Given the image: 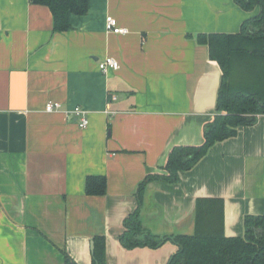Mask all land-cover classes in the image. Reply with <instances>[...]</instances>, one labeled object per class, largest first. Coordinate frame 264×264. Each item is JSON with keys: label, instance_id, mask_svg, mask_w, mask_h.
I'll return each instance as SVG.
<instances>
[{"label": "crops", "instance_id": "1", "mask_svg": "<svg viewBox=\"0 0 264 264\" xmlns=\"http://www.w3.org/2000/svg\"><path fill=\"white\" fill-rule=\"evenodd\" d=\"M112 16L127 34L107 31ZM251 15L234 0H89L55 33L49 8L0 0V264H167L176 247L126 249L124 222L139 211L158 237L220 228L244 235L264 214V115L214 145L176 184L152 181L176 146L200 145L222 79L199 34H235ZM120 68L103 73L99 62ZM49 102L81 106L89 126ZM104 176L107 193L86 180Z\"/></svg>", "mask_w": 264, "mask_h": 264}, {"label": "trees", "instance_id": "2", "mask_svg": "<svg viewBox=\"0 0 264 264\" xmlns=\"http://www.w3.org/2000/svg\"><path fill=\"white\" fill-rule=\"evenodd\" d=\"M33 5L49 8L53 15L54 32L71 29L70 16L89 12V0H29ZM251 16L235 34H199V44L208 46L210 58L222 70L216 115L204 126V141L200 145L176 146L161 172L149 174L140 190L152 181L176 184L180 174L192 170L217 143L237 136L239 129L256 123L264 115V0H234ZM89 196H104L107 179L89 176L86 180ZM121 244L129 250L159 249L166 243L176 247L167 264H264V214L246 215L244 235L226 237L218 227L193 235L158 237L145 231L137 210L124 222ZM104 239H96L94 264H105ZM65 264H77L68 253Z\"/></svg>", "mask_w": 264, "mask_h": 264}, {"label": "built area", "instance_id": "3", "mask_svg": "<svg viewBox=\"0 0 264 264\" xmlns=\"http://www.w3.org/2000/svg\"><path fill=\"white\" fill-rule=\"evenodd\" d=\"M106 28L108 32L114 34H127L128 30L122 28L118 25V22L112 16L107 17ZM99 68L103 73H108L109 71H117L120 68L119 62L112 58L106 57L99 62ZM46 112H64L68 116H72L76 119L81 128H87L89 126V112L81 106H76L74 108H63L61 103L49 102L46 105Z\"/></svg>", "mask_w": 264, "mask_h": 264}]
</instances>
